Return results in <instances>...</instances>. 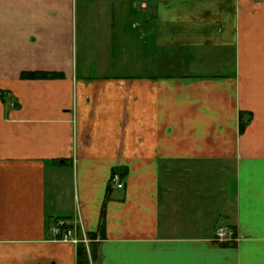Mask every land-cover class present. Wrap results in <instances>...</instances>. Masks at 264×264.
I'll return each instance as SVG.
<instances>
[{
  "label": "crops",
  "instance_id": "obj_1",
  "mask_svg": "<svg viewBox=\"0 0 264 264\" xmlns=\"http://www.w3.org/2000/svg\"><path fill=\"white\" fill-rule=\"evenodd\" d=\"M139 5L0 0V264H264V0Z\"/></svg>",
  "mask_w": 264,
  "mask_h": 264
},
{
  "label": "trees",
  "instance_id": "obj_2",
  "mask_svg": "<svg viewBox=\"0 0 264 264\" xmlns=\"http://www.w3.org/2000/svg\"><path fill=\"white\" fill-rule=\"evenodd\" d=\"M63 75L60 73L52 72H24L21 76L24 80H34V79H60ZM249 121H245L244 114H241L240 119V131L244 132ZM113 175H119L121 180L125 183L127 173L124 168H118L113 171ZM109 191L112 190L111 182L109 184ZM94 237V236H93ZM94 239V238H91ZM235 243H221V247H234ZM97 258V251L94 249V246L91 247L90 252H88L86 246L80 245L78 248L77 254V264H94Z\"/></svg>",
  "mask_w": 264,
  "mask_h": 264
},
{
  "label": "built area",
  "instance_id": "obj_3",
  "mask_svg": "<svg viewBox=\"0 0 264 264\" xmlns=\"http://www.w3.org/2000/svg\"><path fill=\"white\" fill-rule=\"evenodd\" d=\"M112 188L122 190L125 186V183L121 180L119 175H113L111 177ZM52 232L60 237V240L64 242H73L77 243L78 241L71 239L72 231L68 228V224L65 221L58 222L55 226L52 227ZM85 244H88V240H83ZM215 242L217 244L221 243H237V238L233 230L228 228H219L216 233Z\"/></svg>",
  "mask_w": 264,
  "mask_h": 264
},
{
  "label": "rangeland",
  "instance_id": "obj_4",
  "mask_svg": "<svg viewBox=\"0 0 264 264\" xmlns=\"http://www.w3.org/2000/svg\"><path fill=\"white\" fill-rule=\"evenodd\" d=\"M127 2V6H128V9H129V12H132L133 13V16L132 17H137V18H140L141 16V9H140V2L141 0H126ZM80 5L82 4V2L79 3ZM86 13V10L82 7L79 8V11L77 12V18L81 19L84 17V14ZM117 21H118V18L116 19V22L115 24H117ZM119 23V22H118ZM132 22H130L131 24ZM81 24V23H79ZM85 24V23H83ZM134 24V23H133ZM77 58L79 59L78 55H77ZM92 68V67H91ZM11 97V94L8 92V90H5V91H2L0 93V98L2 100V102L7 105L8 102H9V99Z\"/></svg>",
  "mask_w": 264,
  "mask_h": 264
}]
</instances>
